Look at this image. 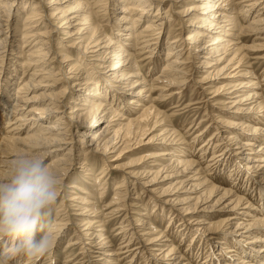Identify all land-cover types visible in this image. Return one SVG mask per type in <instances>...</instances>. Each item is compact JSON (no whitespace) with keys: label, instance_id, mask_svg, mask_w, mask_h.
<instances>
[{"label":"bare ground","instance_id":"bare-ground-1","mask_svg":"<svg viewBox=\"0 0 264 264\" xmlns=\"http://www.w3.org/2000/svg\"><path fill=\"white\" fill-rule=\"evenodd\" d=\"M168 1L169 0H48L45 2V0H0V76H3V72L6 74V72L2 70L5 63L4 57L6 54H9V51L15 45L17 34H21L22 46L20 48L16 47L19 49L16 57L18 59L21 58L22 61L16 62V67L21 69L23 74L26 69H33L27 80L22 79L25 78L23 74L19 77L22 80H18L19 82L13 97L10 98L9 89L12 85L11 82L13 81V77L17 72L10 66H7V74H4L7 81L5 87V91L7 90V103L9 99H12V102L10 103V114L5 119L6 121H4V130L0 135V176L6 172L1 168L8 165V162L15 154L19 152L38 153L44 156L46 160H49L48 164L59 175L61 188L63 187L64 178L69 177L67 172L74 168V161L80 163L81 168L85 172L84 177H93L92 168L97 160L101 162L102 165L99 168L100 173L98 174V178L94 180V183H96L94 186H96V188L98 187V190L100 189L98 194L102 195L104 192V190H102L104 189L103 184H106V179L104 178V173L105 171L107 172L105 164L108 162L107 158L110 157L106 152L114 149L115 145L120 143L121 146L118 147L120 153L123 149L128 147L127 144L130 141L134 140L136 143L141 142L139 137H142L146 131L156 123H164L165 127L161 128L158 134H154L148 138L152 141L156 140L157 147L155 152L160 153L154 154L155 152H150L146 153L144 156L141 155L132 166L142 163L148 164V160L146 159L154 157L159 158L161 156H167L168 158L166 160L168 163L166 165L160 164L155 170L148 168L125 173L129 174L134 180H129L127 175H123L121 181L114 184V198L108 202L106 207H108L107 209L109 212H116V214L120 212V210L121 212L125 210V217L128 216L125 220H123L124 217L122 218V222H120L122 226L120 228L123 229L132 222L129 213H127L129 208L127 201L137 200L139 202L143 198L141 194L144 191L140 190L139 193L137 192L139 190V185L140 187L142 186L144 190L155 191L159 179L164 180L170 175H173L171 176L173 178L184 177L188 175L192 169L193 174L192 176H187V180L198 181V184L195 186L200 187L207 186L210 182L208 192H210V194L214 192L212 193L214 195L217 194L216 196L218 197L215 201L216 206H219L217 210L222 211L228 207H231L232 211L234 210L224 221L212 222L210 220L206 221V219H198L194 222L200 225L197 230H199L202 235H204L205 232H208V235L215 234L211 233L212 229L215 232L219 231L213 243L205 244L207 251L204 257L206 258L209 256L208 254H210V256L213 255L212 252L215 251L213 249L216 248L217 245H220L221 248L217 255L219 256L222 250H224V254H228V256L221 254L224 258L228 257L226 260H223V264H264V127L260 126L261 129H258L259 127L256 126L255 123H264V110L262 111L264 108V98L259 92L261 91L262 84L260 81H262V78L259 79V77L255 76L254 72L247 69L245 70V68L236 70L244 66L246 60L244 61L243 58H248L249 52L264 46L260 44L261 41L256 42L259 41L258 39H252L250 43L240 44V40H242L243 37L246 38L245 33L259 35V37L261 34H264V16H261L262 14L260 15V13L256 11L250 20L245 18L247 12L254 8L253 6L258 0H195L198 4L190 3L189 5L182 4L186 0H172L175 3H179L181 6V10L178 9V12H176L177 14L184 17L190 15V25L198 23L196 29H193V31L186 36L187 38L184 39V41L188 39L189 43H193L196 49V51H194L195 55L199 56V54H202L198 63L202 65L201 67L205 68V70L202 71L204 74L197 83H204L210 80L211 77L214 79V77H217L219 74L233 73V77L239 76L234 79H228L224 86H220L214 90V92H217L221 87H223V90H229L222 94L223 96H225V94L231 95L227 98L232 99V101L226 103H230V108H234L233 112L241 113L237 115L232 114L233 117L236 118L235 120L226 118L222 120V122H225L224 126L230 129L226 131L227 133L225 136L220 134V138L218 137L219 132H217L218 128L216 126L217 129H214V133L217 134L214 137L213 134L210 136L214 144L211 154L217 153V150L214 151L215 148H218L220 153L206 160L211 162V166H207V168L211 170H214L212 166L218 168L221 165H224L226 168L230 167L229 177L232 176L230 177L232 179L229 181V184L235 188L233 191L231 187L220 188L216 186L213 181L208 180L209 177L205 173L208 170L203 169L205 170V174H203V170L201 171V169H199L200 165L197 163V160H192L188 157V154L193 152L190 150V147H185L184 150L180 148L181 146L179 145L184 143L183 140H185V138L181 136L182 134L180 135L179 130L174 128L173 121H168V115L159 110V107L155 103L156 100L151 99L150 92L159 85L164 88L161 90L158 88V97H162L164 96L163 90H167L172 86L180 87L185 84V72L188 71L186 68L188 66L185 65L190 56L188 57L186 55V57L184 55L185 57H183V51L181 52V50H179L180 48L177 50L174 49L173 43L177 42L174 39L172 43L166 42L167 46L164 50L166 54L164 59H162L164 63L162 64V70L159 74L148 79L149 81H146V78L141 73V66L137 60L139 55L137 56V53L140 54V52L142 53V51L144 52L151 47L152 49H159L162 43L161 38L159 39L162 29L165 28L166 25H172L166 22L170 16H164L168 11H160L161 5H164V3ZM17 3H19V7L21 8L15 10L14 13L11 12L10 8ZM243 3H247V5ZM107 5L113 6L111 9L113 13H121L116 20H114V24L112 23L113 18L107 15ZM153 5L157 7V9L152 15L151 9L155 8ZM238 5L241 6V8L237 15L235 9ZM27 6H32L29 12H27ZM22 12L24 14H22ZM239 16H242L243 23L239 21ZM59 22L61 25L57 26ZM141 22H144L142 26H140ZM5 27L7 29V34L4 30ZM4 33L9 40L4 39ZM57 33L61 35V42L56 43L57 47H54L57 48V51H55L53 50V44H51V42H53L52 38ZM174 38L177 39V37ZM184 41L179 42L180 46L183 45ZM27 43L28 46L32 45L31 50H24ZM32 48L34 49L32 50ZM156 52L158 53V51ZM151 53H154V51L150 50V52H147L149 55ZM190 53H188V55ZM73 54L74 58L71 56ZM56 57L60 58L59 60H61V63L66 62L68 68L66 74L68 75L63 74L64 72H60L63 71L61 70L62 65L56 68V72L53 68L46 70L50 64L49 60H55ZM156 57L157 56L154 58L156 59ZM192 58L194 59L193 54ZM81 62L84 63L81 64ZM51 64L53 65V63ZM37 67L39 70H35ZM152 67L153 65H150L148 69ZM230 68H232V71H229ZM97 69H99L100 72L97 71ZM242 70L244 71L242 72ZM62 77L66 78V80L71 79V88L75 90V96H70V100L67 102L71 104L69 106L67 105L69 109L68 113L64 111L65 108L64 110L62 109L66 104L61 100L65 95L66 88L55 92L54 85H47V83L44 85L41 84V82L45 80L59 82ZM44 86H47L46 90L48 93L37 95L35 93V88ZM242 88H244V90H242ZM2 91H0V94H2ZM146 92L150 93V95L145 96L144 93ZM121 93H123L122 96H120ZM144 97L149 99V101H145ZM143 102H148V106H146L145 103L143 104ZM61 104L63 107H61ZM36 111H38V113H34ZM66 113L68 115H66ZM53 114H56V116L53 117ZM1 116L0 125L3 119V116ZM103 118L106 119L103 120ZM51 119H53V121H51ZM47 120L48 123L43 124ZM68 122H72V126L75 128H82L79 132L80 135L76 136V141H70L71 138L68 141V138L65 137V134L69 133L66 129V127H69ZM180 136L181 138L178 139ZM172 137L175 139L177 137V139L175 140ZM221 139H226L230 141V143H226L225 146H222L221 144L223 143H220ZM180 140L181 143L173 142ZM255 140H260L258 144L260 147L258 146L256 149L252 148ZM208 144L209 143H207L206 146ZM229 145L232 146L229 148ZM43 148L45 149L44 152H39ZM208 148L207 146L206 149L208 150ZM206 149H204V151ZM201 150L202 149H200V151ZM176 152L178 154H176ZM202 154L203 152L200 153V156ZM237 157L240 160H235ZM89 161L94 162L89 163ZM232 161L233 163L227 167V163H231ZM195 166H197L196 169ZM249 172H251L252 175L249 176ZM211 174L212 173L208 175ZM243 175L245 180L244 183L247 182L248 185L247 183H240V180V182L238 181L237 183L234 181L237 178H242ZM142 179L145 180L143 182H138ZM213 179L215 180L216 178L213 177ZM179 184H183V180H180ZM69 185H67L69 188L76 187L75 184ZM81 190L83 191H81L82 194H87L84 188H81ZM133 190L136 191L133 192ZM161 191L167 194L166 202L171 201L181 205L179 208L186 213H189L190 209L194 210L196 208V203L192 206L182 205L184 202L177 200L178 198L174 195L176 191L170 193L172 191V184H167ZM244 194H249L250 198H245ZM257 195L261 196V198H255ZM91 196L92 195L89 194L86 197L79 198L78 194L73 193L68 199L69 201L74 200V202L77 201V203H79L78 206L80 207L76 208L81 211L75 213L76 215L84 214L86 206L82 207V205L90 206V209L87 211H91V214L89 213L87 214L88 217L79 219L81 225H74L77 229L76 233H78L77 239H81L80 242H82V244H87L83 243L82 240L87 239V236L90 238L93 237V239L99 238V240L95 242L97 245L100 244V246L97 247L98 250L89 251V264H94L92 254H94L93 257H96V259H94L96 264H114L112 261L115 260L113 257H117L115 256L117 255V249H126L130 246L129 244L131 243L133 233L137 232V229L134 228L136 226H142L144 224L146 227L147 225L146 228L154 231L151 234H157L155 231L156 226L150 223L147 224L144 218H138L135 221L139 222L135 224L136 226L131 228L133 229L130 232L132 235H130L131 237L129 236V241L124 245L125 247L115 248V245L111 243L112 239L110 242L109 236L104 233L106 230L105 227L101 229L103 224L100 225V222L102 221L103 217H101V215H103V213L97 215V206L93 203H89ZM63 204L64 200L61 199L60 206L62 207ZM241 205H243V207ZM60 210L57 209L56 212ZM159 210L161 211L159 213L162 215L165 212L170 213L169 221L171 222L170 218L173 219V214L165 209ZM66 212L67 211L62 213L58 212L60 214L57 213V216L54 215L55 218L53 217L54 220L52 222L51 231L54 236V247L50 253V258L53 257L54 248L59 245L60 238L64 235L63 233L69 230L71 224H74L72 223L74 220L69 219L70 217L66 215L65 216L68 217L67 219H65L66 217H62ZM154 213V215H156V212ZM113 215H115V213ZM120 216H122V214ZM242 216L249 217V219L243 218ZM125 222L126 225L123 226ZM221 223H223L225 228L223 232L220 231L222 230L221 226L215 225ZM186 232L189 233V231ZM180 235L183 237L184 232L181 231ZM74 236L76 237V235H73V237ZM150 236L149 234L147 238H150ZM232 236L236 237L233 238ZM158 237L159 236L156 238ZM245 237L249 239L248 242L250 244L246 243L248 246H238V243L242 242ZM156 238L152 236V242L147 241L145 243V245L152 244V246H156L155 248H157H154L156 251L153 249V251H150L153 261L158 264L163 261L166 262L165 264H190L189 260H187L189 257H186V261L184 259L185 256L183 257L180 252L176 253V246L173 248V243H170L172 247L169 249L170 245L168 246L167 243L170 241L167 234L161 236L158 240ZM201 240H199V242H201ZM66 242L68 244H66V246L69 248L72 244L80 243H76L75 241V243H71L72 238L68 239ZM243 242H245V240ZM202 244L203 243H198L196 245L198 247V252L199 250L203 252V248H201ZM229 244L232 245L229 246ZM259 244L260 246H258ZM244 246L247 247L246 249L248 251L245 250ZM82 248L84 249L85 247L83 246ZM144 248L146 247L142 246V248H140L135 246L134 251L137 249V253L142 255ZM148 249L147 247L145 250ZM68 251L69 250H67V252ZM102 251H104V253H102ZM87 252L88 250L85 251V253ZM156 255H161V257L156 258ZM166 256L167 258H165ZM196 256L198 257L199 255L197 254ZM146 258L147 257L144 258L142 264H147L145 263L147 260ZM12 259L15 264V262L20 259V256H16ZM76 262H78L76 258H72L71 263L77 264ZM205 263L207 264L206 260L203 261L202 264ZM21 264L29 263L24 259Z\"/></svg>","mask_w":264,"mask_h":264},{"label":"rangeland","instance_id":"rangeland-1","mask_svg":"<svg viewBox=\"0 0 264 264\" xmlns=\"http://www.w3.org/2000/svg\"><path fill=\"white\" fill-rule=\"evenodd\" d=\"M16 1H20V0H16ZM28 1H30V0H28ZM47 1L48 0H45V2H47ZM190 3L198 4V2L195 0H186L182 4L189 5ZM243 4L247 5V3H243ZM170 5H171V7H170ZM239 5H241V4H239ZM239 5L235 9L237 15L240 12V8L242 6V5L241 6H239ZM30 7H32V6L28 7L27 12L30 11L29 10ZM153 7H155V6L153 5ZM253 7L254 8L251 7L253 10L250 8L251 10L249 12H247V16L245 17L246 19L250 20L251 17L254 15V13H256V11H257V13H260V15L262 14L261 16H264V0H258L257 3H255ZM19 8H21V7H19V3H17V4H14L10 8V11L14 13L15 10H18ZM112 8H113V6L107 5V13H108L107 15L110 16L111 18H113L112 19V23H113L114 20H116L118 15H120L121 13H119V12L113 13L111 10ZM100 9H102V8H100ZM156 9H157V7L151 9L152 15L154 14V11H156ZM178 9L181 10V6L179 5V3H175L172 0H169L168 2L164 3V5H161V9H160L161 12H164L166 10L168 11V12H166L167 14H165L164 16L165 17L170 16L168 21H166V22L168 24L170 23L172 25L171 26L166 25V27L163 28L161 33H160L159 39L161 38V40H162L161 46H159L160 50L158 48L152 49V47H151V48L146 49L144 52L142 51V53L140 52V54L137 53V56L139 55L137 60L139 61V64L141 66V73L146 78V81H149L148 79L155 77L156 75L159 74V72L162 70V64L164 63V61L162 59H164V56L166 54V52L164 51L165 47L167 46L166 42L172 43L174 39H175V41H177V42L173 43L174 46L172 45L174 47V49L177 50L180 48L179 50H181V52L183 51V54H182L183 57H185L186 55L188 57L190 56L187 64L185 65V66H188V67H186L188 71L185 72L186 73L185 74V76H186L185 84L180 86V87L172 86L171 88L170 87L168 89L166 88L167 90H163L164 96H162V97H158V94H159L158 88H160V90L164 89V88L160 87L161 85H159L158 87L153 89L152 92H150L151 93V99L156 100L155 103L159 107V110L162 112H165V114L168 115V121H173L174 128L179 130L180 135L182 134L181 136L185 138V140H183L184 143L182 145H179V146H181L180 148L184 150L185 147H190V150L193 152L191 154H188V157H190L192 160H194V159L197 160V163L200 165L199 169H201V171L203 169L208 170L207 172H205V170H203V174L206 173L207 176L209 177L208 180L213 181L215 183V185L219 186L220 188L221 187L222 188L231 187L232 190L234 191L235 188L229 184V181L232 179L230 177H232V176L229 177L230 167H228V166H230V164L233 163V161L231 163L230 162L227 163L228 168H226L224 165H221L219 168L216 166L215 167L212 166V168H214V170H211V169L207 168V166L210 165L211 162L206 161V160L211 158V156L212 157L217 156L220 153L218 151V148H215L214 151L217 150L218 154L217 153L211 154L214 144H213V142H212L213 140H211L210 136L213 134V137H214L217 134V133H214L215 132L214 129L218 128L217 129V132H219L218 137L220 136V134H222V136H225V134L227 133L226 131H228L230 129H228V127L224 126L225 122H222V120H224L225 118L235 120L236 118H234L232 114L237 115V114L241 113V112L240 113L239 112H233L234 108L233 109L230 108L231 107L230 103H226V102L232 101V99L227 98L231 95L225 94V96H223L222 94L228 92L229 90H225V89L223 90V87H221L220 90H218L217 92H214V90L220 86H224V84L227 83L228 79H234L235 77H239V76L233 77L232 76L233 73L219 74L217 77H214V79H212L213 77H211L210 80H207L206 82H204L205 84L204 83H197L199 80H201L200 77L204 74V72H202V71L205 70V68L201 67L202 65H200L198 63V60L201 59L200 57L202 56V54L201 55L199 54V56L195 55L194 51H196V49L194 48L193 43H191V42L189 43L188 39L184 41V39L187 38L186 36H188V34L191 31H193V29H196V25L198 23H193L192 25H190L189 24L190 15L186 16V17L181 16L180 14L176 13V12H178ZM22 14H24V13L22 12ZM196 14H199V13H196ZM162 20H164V19H162ZM239 21L241 23H243L242 16H239ZM112 23H111V25L113 26L114 23L113 24ZM143 24H144V22H141L140 26H142ZM60 25H61V23L59 22V24H57V26H60ZM4 30L6 31L5 33L7 34L6 27ZM5 33L3 34L4 39L9 40V38L7 37V35ZM245 34H246L245 35L246 38L243 37V39L240 40L241 41L240 44L250 43L252 41V39H258L259 41H256V42L261 41L260 44L264 45V34H261L260 37H259V35H251V33H245ZM242 35H244V34H242ZM60 37H61V35L57 33L52 38L53 42H51V44H53L52 47H53V50H55V51H57L56 43L61 42ZM174 37H177V39ZM180 38H181V40H180ZM21 41H22L21 40V34H17L16 40L14 43L15 45L9 51V54L8 55L6 54L4 57L5 63H4V66L2 67V70H4L7 74V66H10L12 69H14L17 72L13 77V81L11 82L12 85L9 89V98L13 97L14 91L16 90V86L19 82L18 80H20V81L22 79L27 80L28 77H30V74L32 73V70H33V69H28V70L26 69L25 73L23 74L22 73L23 71L21 69H18V67H16V64H17L16 62L22 61L21 58L18 59L16 57V54L19 51L18 48H20L22 46ZM180 41H184L182 46H180V44H179ZM169 43H167V44H169ZM257 44H259V43H257ZM54 46H56V47H54ZM155 46H153V47H155ZM16 47H18V48H16ZM31 47H32V45L28 46V43H27V46H25L24 50H26V49L31 50ZM33 49L34 48H32V50ZM150 50L154 51V53L150 54L151 56L149 54H147V52H150ZM50 51H51V49H50ZM156 51H158V53ZM188 53H190V54L188 55ZM135 54H136V52H135ZM192 54H193L194 59L192 58ZM71 56H72V58H74V54ZM153 56L154 57L157 56L156 59ZM247 57L248 58H243L244 61L246 60V63H244V66H241L240 68H237L236 70L245 68V70L247 69L249 71L254 72L255 76L259 77V79L262 78L261 79L262 81H260V83L262 84L261 85V91H259V92L261 93L262 97L264 98V81H263L264 80L263 79V77H264L263 76L264 75V46L256 48L252 52H249V55ZM59 59L60 58H58V57H56L55 60L50 59L49 60L50 64L48 65L46 70L53 68L56 72L57 71L56 68H58L59 66L62 65L61 70H63V71H60V72H62V73L64 72L63 74L68 75V74H66L67 73L66 71L68 69L66 66V62L61 63V60H59ZM51 63H53V65ZM83 63L84 62H81V64H83ZM5 64H6V66H5ZM150 65L151 66L153 65V67L151 69H148V67ZM64 67H66V68H64ZM64 69H65V71H64ZM233 69H234V67H233ZM35 70H39V68L37 67V68H35ZM97 71H99V69H97ZM229 71H232V68H230ZM243 71L244 70H242V72ZM233 72H235V71H233ZM4 74L5 73L3 72V76H0V83H1L0 84V86H1L0 91H2V90L5 91V87L7 85V81H6ZM22 74H23V76H25V78L21 79L19 77ZM60 79L61 80H59V82H51L50 80H45V81L41 82V84L44 85L45 83H47V85H50V84L54 85L53 87H55V92L58 90H62L64 88H66L65 89V95H64L63 99H61V100H63L64 104H66V106L64 105L65 107H63V105L61 104V107H63L62 108L63 110L65 108L64 111L68 113L69 109L67 108V105L69 106L71 104L67 103V102L70 100V96L71 97H73V95L75 96V90L73 88H71V86H72L71 79L66 80V78H64V77H62ZM46 89H47V86L35 88V90H36L35 93L37 95H40L41 93L46 94V93H48V91ZM242 90H244V88H242ZM4 91H2V94H0V116L1 115L3 116V119H2L1 125H0V135H1V132L4 130V121H6L5 119L10 114V111H11L10 110V108H11L10 103L12 102V99H9V102L7 103V90L5 92ZM150 93L146 92V93H144V95L148 96V95H150ZM122 94L123 93H121L120 96H122ZM237 95H239V94H237ZM144 98H145V101H149V99H147L146 97H144ZM144 103L146 104V106H148V102H143V104ZM135 107H138V106H135ZM263 110H264V108L262 109V111ZM34 113H38V111H36ZM67 113H66V115H68ZM260 113H262V112H260ZM54 116H56V114H53V117ZM65 119H67V118H65ZM104 119H106V118H103V120ZM51 121H53V119H51ZM46 123H48V120L46 122H44L43 124H46ZM255 123H256V126L259 127L258 129H261V127H264V123H262V122H260V123L255 122ZM68 124H69V127L68 128L66 127V129L68 130L69 133L65 134V137L68 138L67 139L68 141L70 138H71L70 141H76V136L80 135L79 132L82 130V128L73 127L72 122L71 123L68 122ZM24 126L27 127L26 125H24ZM216 126H217V128H216ZM163 127H165L164 123L163 124L156 123L148 131H146V133L142 137H139V139H141V142L136 143L134 140L130 141L127 144L128 147L123 149L120 153H119V149H118V147L121 146L120 143L115 145L114 149H111L108 152H106L107 155L110 157L107 158L108 162L105 164V167L107 170V172L105 171V173H104L105 174L104 178L106 179V184H103L104 189H102V190H104V192L102 195L98 194V191L100 189L98 190V187L96 188V186H94L96 184V183H94V180L96 178H98V176H99L98 175L100 173L99 168L102 165V163L98 162L97 160L96 161L94 160L95 163H94V166L92 168L93 169L92 170L93 177L92 176L91 177L90 176L84 177L85 172L81 168L80 163H78L76 161L73 162L74 168L67 172V175H69V177L64 178L63 187L60 188V196H59L58 202L52 210L50 229H52L51 226H52V222L55 218L54 215L57 216L58 212L62 213L64 211H67L64 214V216L62 215V217L63 218H65L66 216L70 217L69 219L74 220V221H72V223H74V224H71V226L69 227V230L68 231L66 230L65 233H63L64 234V235H62L63 237L61 236L60 241H59V245L54 248V251H53L54 255L52 258L45 257V258H42L41 260L35 261V262H30L27 260L29 264H50V261H51V264H72L71 263L72 258L73 259L76 258V260L79 262V263L76 262L77 264H89L90 263L89 251L91 252L93 250H98L97 247H99L100 244L97 245L95 242L98 241L99 238L93 239V237L90 238L87 236L86 237L87 239H82L83 243H87V244H82V242H80L81 239H77L78 233H76L77 229H76V226L74 227V225H77V226L79 224L81 225V223L79 222V219L88 217L87 214H89V213L91 214V211H87L90 209V206L82 205V207L86 206L84 209V211H85L84 214H80V215L77 214L76 215L75 213H77L78 211H81V210H77V208L80 207V206H78L79 203H77V201L74 202V200L73 201L68 200L70 198V196L73 195V193L78 194L79 198L86 197L89 194L92 195L89 203H93L97 206V208H98L97 215H100L101 213H103V215H101V217H103V218H102V221L100 222V225L103 224L105 226L102 225L101 229L103 227H105L106 230L104 233L109 236L110 242L112 239L111 243L115 245L114 246L115 248L125 247L124 245L126 243H128L129 238L131 237L130 235H132V234H130V232L133 230L131 228L136 226L135 224H137L139 222V221H135L138 218H144V221L147 222V224L150 223L151 225L153 224L154 226H156V230H155L157 232L156 235L151 234L154 231L153 230L151 231L148 228H146L147 225H146V227L144 224L142 226L134 227L137 229L136 230L137 232L133 233L131 243L129 244L130 246L126 249L125 248H120L121 250L117 249V251H116L117 255H115L117 257H113L115 260L112 261V263H114V264H116V263L117 264H142L144 262L145 257H147L146 258L147 260L145 261V263H147V264H158L155 261H153V259L151 257V252H150V251L157 249V248H155L156 246H152V244H146L145 245V243L147 241L152 242V240H151L152 236H153V238H156L157 236H159L158 238H156L158 240L161 238V236L166 235V234L169 236V241H170L167 243V245L169 246L170 243H173L174 244L173 248L176 246L175 247L176 253L180 252L183 255V257L185 256L184 257L185 260H186V257H189V259H187V260H189L190 264H202L203 261H205V260L207 261V264H218V263L223 264L224 263L223 260H226V258H228V257L224 258V256L221 255V254H224L223 253L224 250H222V253L219 256L217 255V253L220 251V248H221L220 245H217L216 248L213 249V250H215L212 252L213 255L210 256V254H208L209 256H207L206 258L204 257L206 255V251H207V247L205 246V244L207 245V243H213L215 241V237L217 236V233L219 231L215 232L212 229L211 233H215V234H213V235L209 234L208 235V232H205L204 235H202V233L199 230H197L198 226H200V225H197L194 222H196L198 219H206V221L210 220L212 222L224 221L228 217V215L230 213H232L234 210L232 211L231 207H228L222 211L217 210L219 208V206H216L215 201H216L218 196H216L217 194H215V195L212 194L214 192H212L211 194H210V192H208V189L210 188V182L208 183L207 186L200 187V186H195L196 184H198V181L187 180V176H192V174H193L192 169L188 173V175H186L184 177H178V178L174 177L173 178V177H171L173 175H170V176H168V178H165L164 180L159 179L158 184H156V190L155 191H150L147 189L144 190L142 188V186L140 187V185H139V190L137 192L139 193L140 190H143L144 192L141 194L143 196V198L139 202L137 200L127 201L129 204V206H128L129 208H128L127 213H129L132 222L130 225L125 226L123 229L120 228L122 226V225H120V222H122L123 217H124L123 220L127 219L126 217L128 215L125 217V210H122V212L120 210V212H118L117 214H116V212H114L115 215H113L114 213L109 212V210L107 209L108 207H106L108 205V202L112 198H114V195H115L113 192L114 191V184L117 182H120L123 175H127V178L129 180L133 179L129 176V174H125V173H129L131 171L142 170V169H148V168L155 170L157 167L160 166V164L166 165L168 163L166 160L168 157L167 156H164V157L161 156L162 158L161 157H159V158L154 157V158L146 159V160H148L147 161L148 164L142 163V164H138L136 166H132L134 163L137 162V159L139 156H141V155L144 156L146 153L155 152L156 147H157L156 146L157 145L156 140L152 141L148 138L150 136H153L154 134H158L160 129ZM199 132H203V133H199ZM198 134H200V135H198ZM181 136L178 139H180ZM222 136H221V138H222ZM177 137H176V139H177ZM172 138H174V137H172ZM193 139H195V140H193ZM260 140H257V141L255 140L252 148L256 149L259 146L258 144L260 143ZM114 142H116V141H114ZM173 142L174 143H179V142L181 143V140L176 141V142L173 141ZM207 143H209L207 145L209 147L208 150L206 149ZM220 143H223L221 145L225 146L226 143H230V141H227L226 139H221ZM230 146H232V145H229V148H230ZM217 147H219V146H217ZM200 149H202V150L200 151ZM204 149H206V150L204 151ZM44 150L45 149L43 148L39 152H42V151L44 152ZM201 152H203V154L200 156ZM159 153L160 152H155L154 154H159ZM176 154H178V153L176 152ZM180 155H182V154H180ZM146 160H144V161H146ZM152 160H158V161H152ZM235 160H240V159H238V157H237V158H235ZM48 161L49 160L47 159L46 162L48 163ZM94 161H91V162L89 161V163H92ZM196 168H197V166H195V169ZM1 169L7 171V165ZM239 169H240V167H239ZM209 170H210V172H209ZM210 173H212V174L208 175ZM241 174H242V172H241ZM250 175H252L251 172H249V176ZM213 177H215L216 179L214 180ZM251 179H254V178H251ZM144 180L145 179H142V180H139L138 182H143ZM180 180H183V184H179ZM234 181L236 183L238 181L240 183H242V182L244 183V181H245L244 175L242 176V178H237ZM70 183L75 184L76 187L75 188H71V187L69 188L67 185H69ZM245 183H247V182H245ZM167 184H172V191L170 193H173L174 191H176V192H174L175 193L174 195L178 198L177 200L184 202V204H182V205L192 206L196 203V208L194 210L190 209L189 213H186L185 211H182V209L179 208V206H181V205L176 204L175 202H171V201L166 202V200H167L166 195L167 194H164V192L161 190ZM247 185H248V183H247ZM137 187H138V184H137ZM81 188H84V190L87 192V194H82L83 191L81 190ZM133 188H135V187H133ZM135 191L136 190H133V192H135ZM161 192H163V193H161ZM131 196H133V195H131ZM249 196H250L249 194L248 195L244 194L245 198H250ZM255 198L258 199V198H261V196L257 195V196H255ZM61 199L64 200V204L62 205V207L60 206ZM75 205H77V206H75ZM241 206L243 207V205H241ZM57 209L58 210L61 209V210L56 212ZM120 209H124V208H120ZM159 209L168 210L173 214V219L170 218L172 223L169 221L170 213L165 212L162 215L159 213V212H161ZM154 212H156V215H154L155 214ZM60 213H58V214H60ZM121 214H122V216H120ZM202 215H204V216H202ZM68 217H66L65 219H67ZM190 217H192V218H190ZM242 217L249 219V217H245V216H242ZM195 218H197V219H195ZM71 220H69V221H71ZM223 223H225V222H223ZM223 223L215 224L217 226H221V229H222V230H220L221 232H223L225 230ZM98 224H96V225H98ZM124 225H126V222L123 224V226ZM141 228H144V229H141ZM140 229H141V231H140ZM181 229H183V230H181ZM142 230H144V231H142ZM180 230L182 232H184L183 237H181L182 235H180V233H181ZM53 231H54V229H53ZM122 231H124V232H122ZM186 231H189V233H187ZM149 234L151 236H150V238H147V236L149 237ZM73 235H76V237L75 236L73 237ZM232 237L235 238L236 236H232ZM247 237H250V236H247ZM70 238H72L71 243L80 242L81 244L80 243L72 244L70 246V248L67 247L66 241H68V239H70ZM148 239H150V240H148ZM199 240H201V242H199ZM244 240H245V242H243ZM244 240L242 242H239L238 246H240V245L248 246L246 243H249L248 242L249 239H246V237H245ZM5 243L6 242L0 243V252H2L4 250ZM198 243H203L201 245V248H203V252L201 250H199V252H198V250H197L198 247L196 246ZM230 245H232V244H229V246ZM83 246L85 247L84 249L82 248ZM135 246L140 247V248H142V246L146 247V248H144L142 255H139L137 253L138 248L134 251ZM258 246H260V244ZM147 247L149 249L145 250V249H147ZM171 247H172V244L169 246V249ZM225 248H227V247H225ZM244 248H245V250H247L246 249L247 247L244 246ZM67 250H69V251L67 252ZM86 250H88L87 253H85ZM195 250H196V252H195ZM102 253H104V251H102ZM96 254H99V253H96ZM197 254L199 255L198 257L196 256ZM93 255L94 254H92V259L94 261V264H96L95 260H94V259H96V257H93ZM224 255L228 256L227 253ZM160 257H161V255L157 256L156 258H160ZM230 257H232V256H230ZM165 258H167V256ZM24 259L25 258L23 256H20V259L18 261H16L15 264H21V262ZM186 261H184V262H186ZM165 263L166 262L163 261V262H160L159 264H165ZM10 264H14L13 259L10 260Z\"/></svg>","mask_w":264,"mask_h":264},{"label":"clouds","instance_id":"clouds-1","mask_svg":"<svg viewBox=\"0 0 264 264\" xmlns=\"http://www.w3.org/2000/svg\"><path fill=\"white\" fill-rule=\"evenodd\" d=\"M56 171L38 153L19 152L0 176V264L16 256L30 262L50 257L51 214L60 196ZM51 264V261H50Z\"/></svg>","mask_w":264,"mask_h":264}]
</instances>
